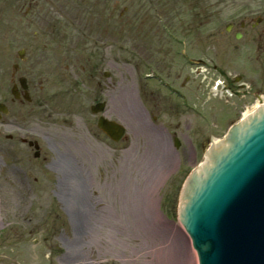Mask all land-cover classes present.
Instances as JSON below:
<instances>
[{"label": "rangeland", "instance_id": "obj_1", "mask_svg": "<svg viewBox=\"0 0 264 264\" xmlns=\"http://www.w3.org/2000/svg\"><path fill=\"white\" fill-rule=\"evenodd\" d=\"M128 4L62 0L76 23L53 37L45 53L53 60L39 85L45 103L25 123L41 133L33 136L39 158L7 141L10 132L0 127V264H181L177 236L186 264L188 257L198 264L177 219L180 192L211 140L224 139L242 116L233 108L243 103L230 90L216 96L212 68H185L181 45L160 26L161 19L167 25L168 0L155 5L151 33L120 29ZM137 9L138 2L130 11ZM152 69L160 78L144 77ZM168 81L186 92L189 107L184 94L163 86ZM99 102L126 128L119 142L98 129L90 107ZM171 162V171L158 173Z\"/></svg>", "mask_w": 264, "mask_h": 264}, {"label": "flooded vegetation", "instance_id": "obj_2", "mask_svg": "<svg viewBox=\"0 0 264 264\" xmlns=\"http://www.w3.org/2000/svg\"><path fill=\"white\" fill-rule=\"evenodd\" d=\"M119 1L129 3L119 14L120 29L155 31L154 19L159 16L153 10L158 0ZM137 2V11H130ZM168 2L172 7L166 13L167 25L161 19L160 26L172 41L182 40L180 58L185 68H212L224 91L240 93L243 104L234 106V114L264 97V0ZM104 21L108 27L109 14ZM74 23L62 12V0H0V127L10 132L6 139L13 145L38 147L35 154H41L42 146L33 136L41 133L25 123L36 114L33 107L45 103L40 101L39 85L46 79L44 68L53 60L45 53L56 43V33ZM192 42L201 48L193 49Z\"/></svg>", "mask_w": 264, "mask_h": 264}, {"label": "water", "instance_id": "obj_3", "mask_svg": "<svg viewBox=\"0 0 264 264\" xmlns=\"http://www.w3.org/2000/svg\"><path fill=\"white\" fill-rule=\"evenodd\" d=\"M105 107L98 104L92 112ZM98 127L115 142L126 133L104 117ZM207 154L186 180L179 209L200 264H264V107Z\"/></svg>", "mask_w": 264, "mask_h": 264}, {"label": "bare ground", "instance_id": "obj_4", "mask_svg": "<svg viewBox=\"0 0 264 264\" xmlns=\"http://www.w3.org/2000/svg\"><path fill=\"white\" fill-rule=\"evenodd\" d=\"M262 105H264V97H260V100L258 99V101L252 107H247V109H246V111L244 113V116L246 117V116L254 113L257 110V108H259ZM221 142L222 141L219 140V139H213L211 141V145L212 146H211L210 150L214 147L215 144H220ZM170 156H171V154L169 152H168V155L166 154V156L165 155H161L162 160H167L166 162H168L170 160V158H171ZM171 165H172V162H171ZM201 165L197 166L194 171L198 170L201 167ZM172 167H173V165L171 167L166 166V167H164L165 170L161 169V170L158 171V173L160 172L161 174L162 173L165 174V173L171 171ZM158 173H157V176L159 175ZM176 248H177L178 254L180 255V258H181V264H182L183 251L186 252V257H185V264H186V261H187V248H185L184 241L182 240V238H180L178 236L176 237ZM77 255L78 254H76L74 257H76ZM190 263L191 262H190L189 257H188V264H190Z\"/></svg>", "mask_w": 264, "mask_h": 264}]
</instances>
